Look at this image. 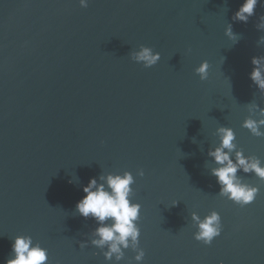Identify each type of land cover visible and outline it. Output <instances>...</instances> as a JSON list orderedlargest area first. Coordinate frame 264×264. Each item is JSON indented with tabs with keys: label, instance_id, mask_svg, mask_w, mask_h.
<instances>
[{
	"label": "water",
	"instance_id": "water-1",
	"mask_svg": "<svg viewBox=\"0 0 264 264\" xmlns=\"http://www.w3.org/2000/svg\"><path fill=\"white\" fill-rule=\"evenodd\" d=\"M242 3L0 0V264L19 235L45 248L48 264H109L80 247L98 225L75 205L90 178L125 171L141 205L143 264H264V182L238 173L260 189L241 208L218 196L207 156L224 126L264 162V137L241 127L250 104L264 107L249 79L252 58L264 56V0L246 24L232 19ZM141 45L160 54L154 67L129 58ZM212 211L222 232L206 246L190 216Z\"/></svg>",
	"mask_w": 264,
	"mask_h": 264
},
{
	"label": "clouds",
	"instance_id": "clouds-1",
	"mask_svg": "<svg viewBox=\"0 0 264 264\" xmlns=\"http://www.w3.org/2000/svg\"><path fill=\"white\" fill-rule=\"evenodd\" d=\"M261 0H243V3L232 17L233 21L247 23L254 15V10ZM89 0H79L81 8H87ZM259 31L264 30V17L257 25ZM225 35L233 42H238L239 36L232 31L231 24L225 29ZM258 46L264 45V36L258 40ZM129 58L144 68L154 67L161 59L158 52L149 47L140 46L132 51ZM253 66L249 79L264 93V56L253 57ZM209 64L204 61L195 69V74L201 81L208 79ZM249 115L244 119L241 127L252 136L264 137V107L257 104L248 106ZM216 143L207 152L208 158L215 167L210 175L215 178L219 186L218 196L240 206L241 208L252 204L259 194V187L246 183L238 173L253 174L259 181L264 182V162L257 156L244 154L236 144V135L229 127L220 126L215 130ZM195 142V140H193ZM141 178L144 171L137 173ZM69 184L73 183L69 179ZM135 178L131 172L123 174H100L89 179L82 188L83 197L75 205V215L85 220L91 218L98 226L90 233V241L80 243L86 247L88 243L99 249L103 258L109 264H120L125 258V252L131 250L135 253V264H143L145 252L139 247L141 205L132 202L133 185ZM177 202L169 204L175 207ZM190 219L196 228L193 239L210 246L213 240L221 235L222 223L218 212L212 211L201 219L195 212ZM5 264H48L47 250L31 236L19 235L12 239L11 252Z\"/></svg>",
	"mask_w": 264,
	"mask_h": 264
}]
</instances>
